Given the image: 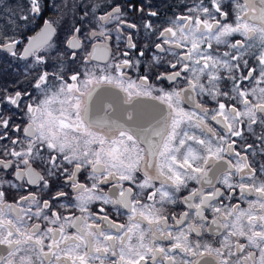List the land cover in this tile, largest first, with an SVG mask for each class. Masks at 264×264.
I'll return each instance as SVG.
<instances>
[{"label":"snow or ice","instance_id":"1","mask_svg":"<svg viewBox=\"0 0 264 264\" xmlns=\"http://www.w3.org/2000/svg\"><path fill=\"white\" fill-rule=\"evenodd\" d=\"M0 5V264H264V0Z\"/></svg>","mask_w":264,"mask_h":264},{"label":"flooded vegetation","instance_id":"2","mask_svg":"<svg viewBox=\"0 0 264 264\" xmlns=\"http://www.w3.org/2000/svg\"><path fill=\"white\" fill-rule=\"evenodd\" d=\"M156 2L159 3L160 0H156ZM47 3H48V5H51L52 0H47ZM49 16H53V12H52L51 9H49L48 11H46L44 13V18H47ZM7 20H8V17L2 18L1 23H0L1 24L0 27H3L7 23ZM42 23H43V20L41 18H37V22L28 25V28H31L33 30H38L39 29V26L42 25ZM28 28H25L23 30V35L25 37L28 36V35H32L33 34V32L29 31ZM59 36L62 39L63 38V33H59ZM121 219H123V218H121Z\"/></svg>","mask_w":264,"mask_h":264},{"label":"rangeland","instance_id":"3","mask_svg":"<svg viewBox=\"0 0 264 264\" xmlns=\"http://www.w3.org/2000/svg\"><path fill=\"white\" fill-rule=\"evenodd\" d=\"M20 2L21 0H4V5H7L9 8H11V7H15ZM0 7H3V5H0ZM5 17H7L6 14L4 12H0V23L2 18Z\"/></svg>","mask_w":264,"mask_h":264}]
</instances>
